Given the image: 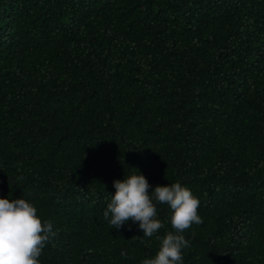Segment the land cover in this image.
<instances>
[{
  "label": "trees",
  "instance_id": "trees-1",
  "mask_svg": "<svg viewBox=\"0 0 264 264\" xmlns=\"http://www.w3.org/2000/svg\"><path fill=\"white\" fill-rule=\"evenodd\" d=\"M139 172L200 200L183 264H264V0H0V197L52 222L41 264L153 258L103 218Z\"/></svg>",
  "mask_w": 264,
  "mask_h": 264
},
{
  "label": "clouds",
  "instance_id": "clouds-1",
  "mask_svg": "<svg viewBox=\"0 0 264 264\" xmlns=\"http://www.w3.org/2000/svg\"><path fill=\"white\" fill-rule=\"evenodd\" d=\"M113 184L116 191L103 212L111 228H121L131 220L144 237L155 236L159 241L155 256L143 259L141 264H183V249L189 246L183 233L193 224L203 223L198 213L199 198L180 182L157 185L149 191L151 186L140 172ZM158 204H166L172 213V230L163 236L157 235L165 227L158 218ZM56 234L52 222L43 220L33 203L24 198L0 197V264H41L43 250Z\"/></svg>",
  "mask_w": 264,
  "mask_h": 264
}]
</instances>
